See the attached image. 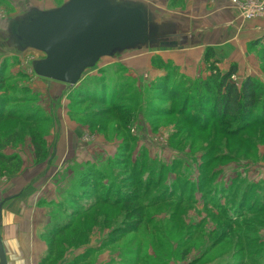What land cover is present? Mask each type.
<instances>
[{
  "label": "rangeland",
  "instance_id": "rangeland-1",
  "mask_svg": "<svg viewBox=\"0 0 264 264\" xmlns=\"http://www.w3.org/2000/svg\"><path fill=\"white\" fill-rule=\"evenodd\" d=\"M226 1L259 25L248 43L177 61L146 41L71 88L36 76L11 24L70 0H0V198L33 189L40 264H264V126L214 118L194 90L233 65L264 87V15L241 13L264 0Z\"/></svg>",
  "mask_w": 264,
  "mask_h": 264
},
{
  "label": "water",
  "instance_id": "water-1",
  "mask_svg": "<svg viewBox=\"0 0 264 264\" xmlns=\"http://www.w3.org/2000/svg\"><path fill=\"white\" fill-rule=\"evenodd\" d=\"M151 21L142 5L70 0L58 10L33 12L11 24L16 29L18 48L44 57L33 65L36 76L74 88L100 59L152 42L156 28ZM1 220L0 206V264H8Z\"/></svg>",
  "mask_w": 264,
  "mask_h": 264
},
{
  "label": "crops",
  "instance_id": "crops-1",
  "mask_svg": "<svg viewBox=\"0 0 264 264\" xmlns=\"http://www.w3.org/2000/svg\"><path fill=\"white\" fill-rule=\"evenodd\" d=\"M118 2L127 6L138 4L145 7L151 17V23L156 28L151 35L153 41L147 42L151 45L160 43L163 50L153 52V55H160L164 60L192 61L196 54L208 48L230 46L232 39L236 41L240 36L248 43L259 27L253 22L242 23L237 10L226 0ZM156 35L159 37L155 38ZM14 47L18 48V45ZM18 50L22 51L20 48ZM29 194L23 190V193H13L0 198L1 236L8 264H40L42 255L47 251L44 245L41 247L40 244L38 226L41 219L33 216L36 212L35 204L33 199L28 197Z\"/></svg>",
  "mask_w": 264,
  "mask_h": 264
},
{
  "label": "trees",
  "instance_id": "trees-1",
  "mask_svg": "<svg viewBox=\"0 0 264 264\" xmlns=\"http://www.w3.org/2000/svg\"><path fill=\"white\" fill-rule=\"evenodd\" d=\"M205 58L206 61L215 58L212 48L207 50ZM237 74V65H233L226 73H221L217 68L212 67V75L206 82L195 83L194 90L198 94L197 97L202 100L206 97V100L202 103L205 102V105L209 103L212 106L214 118L222 117L225 120L233 121L238 119L246 123L244 124L246 127L264 126V87L257 80L251 78L239 86L231 80ZM13 117V114L8 112L6 115L0 116V119L9 121ZM35 147L37 150L36 155L40 158L42 154L40 143L36 142ZM10 163L9 158L0 155V165L8 166ZM63 235L64 233L60 231L51 236V239L54 241ZM44 259H48V257Z\"/></svg>",
  "mask_w": 264,
  "mask_h": 264
},
{
  "label": "built area",
  "instance_id": "built-area-1",
  "mask_svg": "<svg viewBox=\"0 0 264 264\" xmlns=\"http://www.w3.org/2000/svg\"><path fill=\"white\" fill-rule=\"evenodd\" d=\"M230 1H233L235 4H238L237 0H230ZM241 13L245 16L246 19H253L256 16L264 15V13L260 12V10L258 13V8L253 6H242Z\"/></svg>",
  "mask_w": 264,
  "mask_h": 264
},
{
  "label": "flooded vegetation",
  "instance_id": "flooded-vegetation-1",
  "mask_svg": "<svg viewBox=\"0 0 264 264\" xmlns=\"http://www.w3.org/2000/svg\"><path fill=\"white\" fill-rule=\"evenodd\" d=\"M15 30V29H14Z\"/></svg>",
  "mask_w": 264,
  "mask_h": 264
}]
</instances>
